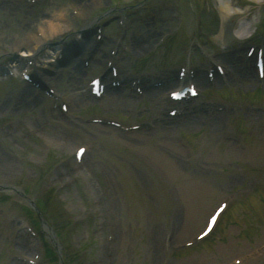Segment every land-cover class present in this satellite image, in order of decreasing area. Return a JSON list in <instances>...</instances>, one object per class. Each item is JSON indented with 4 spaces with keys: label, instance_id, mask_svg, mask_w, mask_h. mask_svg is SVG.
Returning a JSON list of instances; mask_svg holds the SVG:
<instances>
[{
    "label": "rangeland",
    "instance_id": "rangeland-1",
    "mask_svg": "<svg viewBox=\"0 0 264 264\" xmlns=\"http://www.w3.org/2000/svg\"><path fill=\"white\" fill-rule=\"evenodd\" d=\"M0 2V62L16 55L24 61L20 54L27 49L13 50L11 43L45 22L49 42L34 62L53 63L51 79L68 104L62 113L25 91L19 78L0 76V158L15 165L11 172L0 169V185L27 188L40 202L57 188L51 213L42 214L53 228L62 227L57 240L65 264H264V77L246 66L247 44L235 27L249 20L257 28L252 42H263L257 46L264 49V0ZM224 3L234 13L223 17ZM119 9L130 16L124 26L116 21ZM49 19L58 23L54 32ZM97 25L110 40L103 37L94 49ZM178 27L170 43L156 47ZM83 29L87 37L81 42L92 47L88 64L78 45L69 64L49 62L57 41ZM117 40L121 75L175 78L188 65L186 76L199 95L166 101L167 88L142 85L143 94L125 90L111 99L107 91L108 99L90 101L89 80L105 67ZM210 65L216 72L211 79ZM177 105L183 113L170 115ZM120 118L129 129L110 124ZM78 145L86 146L79 162L73 156ZM221 201L232 208L209 239L179 250L195 240ZM27 206L16 192L0 190V264H27L20 255L34 251L38 264H58V252ZM21 220L35 222L42 237L22 230Z\"/></svg>",
    "mask_w": 264,
    "mask_h": 264
},
{
    "label": "bare ground",
    "instance_id": "bare-ground-1",
    "mask_svg": "<svg viewBox=\"0 0 264 264\" xmlns=\"http://www.w3.org/2000/svg\"><path fill=\"white\" fill-rule=\"evenodd\" d=\"M226 4L227 3H224V5H222V7H221V10H223V13H222L223 17L234 13V11H230L228 9ZM81 9L84 10L83 7H81ZM47 24H49V26L52 28L51 29L52 32H54L58 28V23H53L52 19H49L47 21ZM45 31H46L45 22L44 23L40 22V23L36 24L35 31L30 30V32H28L27 38L12 42L10 46L12 49H17V48H20L22 46H25L28 49L29 54H32L36 51L37 46L43 45V35H45V33H46ZM39 33H41V35ZM218 35L220 37H222L221 34H218ZM44 43H46V42H44ZM52 60H54V59H50V61H52ZM41 74H42V76H44L46 74V71L42 67H41ZM116 96H118V95L113 94L111 96V99L116 98ZM25 97H26L25 99L28 98V96H25ZM0 169L4 170L5 172H7V171L11 172L15 169V165L12 162H9L3 158H0Z\"/></svg>",
    "mask_w": 264,
    "mask_h": 264
},
{
    "label": "snow or ice",
    "instance_id": "snow-or-ice-1",
    "mask_svg": "<svg viewBox=\"0 0 264 264\" xmlns=\"http://www.w3.org/2000/svg\"><path fill=\"white\" fill-rule=\"evenodd\" d=\"M81 151H83V150H81Z\"/></svg>",
    "mask_w": 264,
    "mask_h": 264
}]
</instances>
